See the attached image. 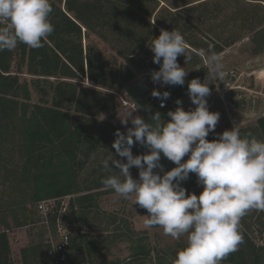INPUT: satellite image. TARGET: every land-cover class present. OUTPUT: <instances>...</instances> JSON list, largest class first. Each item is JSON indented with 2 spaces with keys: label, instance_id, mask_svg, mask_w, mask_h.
<instances>
[{
  "label": "trees",
  "instance_id": "obj_1",
  "mask_svg": "<svg viewBox=\"0 0 264 264\" xmlns=\"http://www.w3.org/2000/svg\"><path fill=\"white\" fill-rule=\"evenodd\" d=\"M58 2L61 4L62 0H51L53 11L49 20L54 26V31L46 41H42L44 44L42 48L33 49L18 43L15 49L0 52V153L3 141L8 142L10 137L18 136L22 181L27 184V188L32 187V200L35 203L47 198L73 196L69 216L73 217L76 223V236L71 238L69 257L71 264H84L85 256L90 253L92 241L85 243L84 250V240L82 241L83 237H80L81 229H79L78 219H84L97 208L98 194H94L93 189H100L103 186L102 179L111 174L103 170L94 181V188L80 191L76 173L84 165L86 157L96 153L102 144H113L117 130L124 132L125 128L122 126L104 123L94 118L102 112L115 110L113 97L102 89L122 90L134 79L135 73L132 69L123 67L116 73V78H110L111 73L107 69L108 65L101 52L93 51L89 44L85 48L84 56L82 36L88 39L92 33L103 43L115 46L117 53L137 70L147 68L158 71L159 64L147 63L142 58L136 57L135 53L150 47L152 40L159 36L161 29L169 30L172 25L177 24L178 19L174 12L168 11L166 13L168 19L165 20L159 15L156 19L157 24L152 26L149 18L157 10L156 0H64V8L57 5ZM258 9L263 11L260 6ZM256 13L257 10L252 9L251 20L255 18ZM257 35L259 37L254 40V44L258 49H264L263 32ZM184 39L189 45V38ZM16 56H18V69L12 71ZM22 67H25L31 76L58 80L55 86L52 87L51 83L48 85L54 90L49 105L43 102L30 104L27 83L19 79L18 70ZM79 77H86L90 84L99 89L86 87L78 89L77 84L71 80ZM206 77V73L198 76L191 75L185 79L183 86L169 85L167 89L171 97L168 100V106L159 110L161 120L170 119L167 112L175 110L177 107L175 101L187 93L191 79L199 78L202 82ZM43 81L47 83L48 80L43 79ZM71 108L75 116L70 113ZM79 118L83 120L91 118L93 122L89 125L84 122L78 124ZM259 128L264 136V119L259 121ZM132 149L134 156L149 151L139 143H135ZM187 159L186 155L182 162ZM0 161L3 163L4 159L0 158ZM160 163L163 165V172L160 169H154L160 175L176 167L163 154H161ZM182 186L187 190L186 194L199 195L203 190V186H198L194 173L189 174V178L182 182ZM1 206L0 201V208ZM26 221L27 218H24L18 225H25ZM113 222H115L114 219ZM7 224L8 219L2 213L0 226L6 227ZM125 228L128 230L126 225ZM151 228H158V226ZM7 229L0 230V264H12ZM118 230L117 227L114 228L113 232L111 231L113 236L108 234L110 236L104 240L107 241L109 237L119 238L121 235L117 234ZM242 236L245 243L239 245L236 252L222 261L223 264H261L264 248H255L249 244L244 235ZM180 244L177 245L178 249L185 246ZM40 246L45 247L42 240L22 248L20 264L44 263ZM177 248L176 250L168 249L162 253L154 249L153 256H151L152 251L140 242L132 249L135 253V261L149 260L154 264H171ZM75 252L78 253L77 256L74 255ZM129 261H132V258H129L127 262ZM109 264L120 263L110 262Z\"/></svg>",
  "mask_w": 264,
  "mask_h": 264
},
{
  "label": "clouds",
  "instance_id": "obj_2",
  "mask_svg": "<svg viewBox=\"0 0 264 264\" xmlns=\"http://www.w3.org/2000/svg\"><path fill=\"white\" fill-rule=\"evenodd\" d=\"M52 11L51 0H0V52L11 51L18 43L42 48V41L54 31L49 20ZM150 49L153 62L160 65L158 71L151 72L152 81L183 86L188 72L177 57L183 55L187 64L191 56L181 32L161 29ZM206 63L209 73L205 80L193 78L188 83L187 95L194 109L185 111L177 99L175 110L167 112L170 119L162 121L156 112L151 117L154 124L126 111L120 116L121 123L127 126L130 119L132 127L126 132L117 130L112 144L126 162L114 156L102 161L105 169L113 170L109 161L119 169L115 171L118 175L105 177L102 184L146 209V228L158 226L173 239L187 237L171 264H222L243 243L241 219L250 210L264 212V141L251 133L242 136L239 123L217 134V139H206L220 117L209 111V84L213 79L224 81L227 75L222 57L214 51L210 50ZM152 96L163 101L170 93L153 90ZM135 143L149 151L134 156ZM161 154L176 165L163 175L154 171L163 172ZM186 155L188 159L182 162ZM133 166L139 169V179L130 173ZM190 173L196 174L198 186H203L199 195L186 194L182 186Z\"/></svg>",
  "mask_w": 264,
  "mask_h": 264
},
{
  "label": "rangeland",
  "instance_id": "obj_3",
  "mask_svg": "<svg viewBox=\"0 0 264 264\" xmlns=\"http://www.w3.org/2000/svg\"><path fill=\"white\" fill-rule=\"evenodd\" d=\"M263 1L156 0L157 10L149 18L150 24L155 26L157 24V16L161 15L166 20L168 19L166 13L168 11L174 12L173 14L177 17L178 22L172 25L168 31L176 29L181 32L184 38H189L190 40V46L187 45V52L191 56V60L186 64L183 55L177 57L179 65L188 72L186 78L191 75L198 76L209 73L206 57L210 50L222 57L227 73L226 78L224 81L213 79V83L209 84L210 95L206 97L209 111L220 114L214 132L209 133L206 137L209 141L217 139V134L225 130H231L234 124L237 123H239V130L242 136L251 133L257 139L264 141V136L260 133L261 130L259 128V121L264 119V49H258L256 44H254V40L259 37L257 34L263 32L264 36ZM57 5L64 8V0H62L61 4L58 2ZM258 6L263 11H260ZM252 9H256L257 13L255 18L251 20ZM82 32H84V29H82ZM89 44L93 51L101 52L104 61L108 65L107 69L111 73L110 78H116V73L121 68L128 67L134 71L135 77L126 86L137 84L145 88L146 93L150 94L153 90H168L167 87L169 85L152 81L151 72L153 70L147 68L142 70L135 69L117 53L115 46L103 43L99 37L92 33H90L88 39L82 36L84 56L85 48ZM202 52L204 55H201ZM135 55L147 63L153 62L154 54L150 47L143 48L141 51L136 52ZM17 69L18 56L15 57L12 64V71ZM18 71L20 72V81L26 82L30 91V104H40L42 102L50 104L54 90L48 85L51 83L53 87L58 83V80L31 76L27 73L25 67ZM43 79L48 80L46 81L47 83ZM37 80H39L38 83ZM71 81L77 84L78 89L83 87L99 89V87L90 84L86 77H79ZM102 90L111 94L114 105L117 103L122 105L120 103V98L123 97L122 90ZM179 100L182 101V107L185 111L196 107L191 103L187 93L183 94ZM116 108L117 106L115 110ZM122 108L120 115H124L126 111H132L130 108ZM115 110L102 112L94 120L113 124ZM70 113L75 116L72 108ZM136 113H139V111H136ZM132 115L136 116L133 111ZM82 122L89 125L93 122V119L83 120L79 118L77 120L78 124ZM7 141H3L2 152L0 153V158L4 159L3 163L0 161V201L2 202L0 216L3 213L8 219V224L6 227L4 225L0 226V230L8 228L7 237L10 245V258L12 264H20V250L31 243L43 240L42 233L44 229L35 224L38 222V218H36L37 214L33 209L35 201L32 200V187L27 188V184L22 181L23 176L20 172L21 154L17 143L18 136L14 135ZM111 146L112 144H102L96 153L91 154L86 159L83 157L85 163L76 173L80 191L94 188V181L103 170L110 172L111 175H118L115 171L118 172L119 169L115 168L111 161H109V166L113 170L105 169L102 165L104 159L112 156L122 162H126V158L119 157ZM137 146L139 148L138 144ZM132 152L134 154L133 149ZM130 173L134 179H139L138 168L133 166L130 168ZM93 192L98 194L96 196L97 208L93 209L91 214L84 217V219H78L79 229H81L80 237H83L82 241L84 240L83 246L85 243L92 241L90 253L85 256L84 264H109L110 262L154 264L153 261L149 260L135 261L133 246L138 242L145 244L152 251L151 256H153L154 249L162 253L168 249L176 250L178 243H181L180 246L186 244V236H182L180 239H173L171 236H165L163 229L160 227L146 228L144 220L149 214L146 209L141 208L138 204H133L132 200L123 199L104 185L100 189H93ZM24 218H27L25 225L19 226L18 224ZM113 219L115 222H113ZM116 227L119 229L117 234L121 236L119 238L109 237L107 241L104 240L107 236H110L108 234L113 236L111 231L113 232ZM74 230L75 227H72V232ZM240 232L246 237L249 244H252L255 248H264V212L250 210L241 219ZM74 236H76L75 233L72 238ZM39 249L42 254L44 248L40 246ZM74 255L77 256L78 253L75 252ZM129 258H132V261L127 262ZM261 264H264V255H262Z\"/></svg>",
  "mask_w": 264,
  "mask_h": 264
},
{
  "label": "built area",
  "instance_id": "obj_4",
  "mask_svg": "<svg viewBox=\"0 0 264 264\" xmlns=\"http://www.w3.org/2000/svg\"><path fill=\"white\" fill-rule=\"evenodd\" d=\"M165 91L169 92L166 89L159 92L163 93ZM122 96L124 98L121 97L120 101L123 107H128L135 112L139 111L135 102L124 94ZM144 97L158 110H161L168 106L171 95L163 101L160 98L153 97L152 93H146ZM161 103L164 104V107H161ZM128 127H132V125L126 126L124 132ZM72 198V195H65L43 199L34 204L33 209L38 216V222L35 224L44 229L42 241L45 247L42 251V257L45 262L42 264H70L69 245L72 235L76 232L74 218L69 216ZM72 227H75L74 232H72Z\"/></svg>",
  "mask_w": 264,
  "mask_h": 264
},
{
  "label": "water",
  "instance_id": "obj_5",
  "mask_svg": "<svg viewBox=\"0 0 264 264\" xmlns=\"http://www.w3.org/2000/svg\"><path fill=\"white\" fill-rule=\"evenodd\" d=\"M124 95H126L129 99L136 103L137 108L142 116V118L150 123L154 124L155 122L152 121L151 117L154 113L159 112V110L149 102L144 95L146 94V89L137 85L132 84L130 86H125L122 89ZM160 113V112H159ZM161 119V115H160Z\"/></svg>",
  "mask_w": 264,
  "mask_h": 264
},
{
  "label": "crops",
  "instance_id": "obj_6",
  "mask_svg": "<svg viewBox=\"0 0 264 264\" xmlns=\"http://www.w3.org/2000/svg\"><path fill=\"white\" fill-rule=\"evenodd\" d=\"M121 103V102H120ZM117 106V108H116V110H115V118H114V123H116L117 125H119V126H122L123 128H125L126 126L124 125V124H122L121 123V118H120V116H122V114L120 115V111H121V108L123 107L122 105H120V104H115V107ZM123 108H128V107H123ZM122 108V109H123ZM130 110H132V109H130ZM133 111V110H132ZM133 114H135L136 116H140L141 117V115L139 114V113H136L135 111H133ZM120 115V116H119ZM130 120V119H129ZM129 124H131L130 123V121H129V123L127 124V126L129 125Z\"/></svg>",
  "mask_w": 264,
  "mask_h": 264
}]
</instances>
